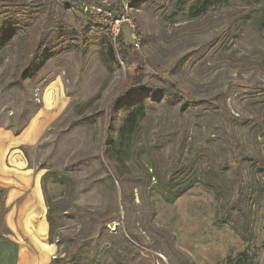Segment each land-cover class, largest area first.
<instances>
[{"label":"rangeland","instance_id":"rangeland-1","mask_svg":"<svg viewBox=\"0 0 264 264\" xmlns=\"http://www.w3.org/2000/svg\"><path fill=\"white\" fill-rule=\"evenodd\" d=\"M118 2L124 5L120 15L109 9ZM193 2L46 0L31 8L0 6L9 19L29 25L32 37L26 63L18 66L31 71L20 86L10 85L15 51L0 52L6 229L0 226V242L7 260L17 256L12 264H47L63 255L62 246L48 242L47 197L58 201L57 232L88 236L87 248L98 254L113 245L112 253L127 254L131 264H225L243 251L254 264H264V30L254 18L259 6L227 0L192 17ZM85 3L102 11L86 13ZM114 19L132 29L146 73L142 83L158 84L151 75L166 76L206 103L181 111L137 89L132 98L143 101L144 112L135 132L119 138L120 110L112 117L113 142L107 145L111 105L136 87L122 61H112L107 52L105 24ZM207 165L221 175L218 191L195 181L172 203L151 187L157 179L147 178L192 177ZM62 207L69 216L60 214ZM109 213L119 220L105 223ZM110 255L102 253L101 261L112 262ZM0 264H6L1 255Z\"/></svg>","mask_w":264,"mask_h":264},{"label":"trees","instance_id":"trees-1","mask_svg":"<svg viewBox=\"0 0 264 264\" xmlns=\"http://www.w3.org/2000/svg\"><path fill=\"white\" fill-rule=\"evenodd\" d=\"M46 0H0L1 5L17 6L22 8H31L41 4ZM227 0H194L189 7L190 16H199L204 14L209 7L226 2ZM242 2H250L258 4L259 8L255 15V21L260 30H264V0H240ZM110 10H116L117 14L124 12V5L117 3L109 7ZM133 34L138 39L141 36V32L137 26V23L133 20ZM109 28L108 24H105ZM127 25L128 29L125 31L124 26ZM132 29L130 26L121 22L119 24V30L117 35L112 39L110 35L109 43L107 44V52L110 59L116 63L119 60L122 61L126 67V71L131 74L132 83L136 86L133 90H129L126 93L120 95L114 103L111 105L109 111V123L105 127V144L109 145L113 142L112 130L113 124L112 117L116 116L118 111H122L123 114L120 118V125L118 128L119 138L129 137L133 134L137 128L138 121L142 117L144 112V104L142 100L133 101V91L139 89L144 98L150 101L156 102L165 100L166 102L178 105L179 110L183 111L190 106H199L206 103L205 100H194L190 96L186 95L181 89L173 82L170 78L162 75H151L152 78L158 83H142L146 73L143 68V58L141 53L136 49V41L131 37ZM32 37L30 35V26L22 24V22L9 19L7 11L0 10V52L5 48L10 47L15 51L16 56V74L10 82L11 86H20L21 81L29 76L30 68L27 65L18 67L20 63H26V48L30 44ZM69 48L68 46L62 47ZM118 55V57L116 56ZM20 70V71H19ZM199 173V171H197ZM155 174V173H154ZM221 175H218L213 167L207 165L200 171V175H185V173L177 174H163V175H147L148 180L151 177L157 179L156 183L151 187L156 189L160 193L162 199L165 202L172 203L176 198L180 197L195 181H199L206 188L214 191H218L219 180ZM63 185H69L67 180L54 176ZM113 183V181H112ZM220 183V182H219ZM66 188V187H65ZM64 198L68 197L64 195ZM47 199V213L46 220L48 223V242L55 243L58 246H62L63 255L59 254L50 260L47 264H131L127 254L117 250L112 253L113 245L110 247H103L100 254L96 252L94 248H87L86 242L87 237H83L82 233L73 235H64L63 233L57 232V228L62 225H58L60 215H56L55 206L58 201H54L51 198ZM5 206V189L0 188V226L5 229L3 221V208ZM65 208L60 209V214H67ZM59 213V211H58ZM65 216V215H64ZM74 215H71V217ZM94 213H91L89 218L94 219ZM88 217H85L87 219ZM119 215H111L105 218V223L114 222L119 220ZM80 224V222H79ZM6 230V229H5ZM116 233L119 232L115 229ZM3 236V232L0 231V238ZM112 236V235H110ZM109 243H111L109 241ZM108 243V244H109ZM102 253L111 254L112 262L106 263L101 261L100 256ZM225 264H254L252 259L246 252H239L236 255L228 256Z\"/></svg>","mask_w":264,"mask_h":264},{"label":"built area","instance_id":"built-area-1","mask_svg":"<svg viewBox=\"0 0 264 264\" xmlns=\"http://www.w3.org/2000/svg\"><path fill=\"white\" fill-rule=\"evenodd\" d=\"M82 9L84 12L86 13H91V14H97L99 12H101L102 8L97 5V4H90V3H85L82 5ZM119 20L114 19V21L109 22V32L110 35L112 36V39H114V37L117 35L118 30H119ZM136 46L138 45L137 43L135 44Z\"/></svg>","mask_w":264,"mask_h":264},{"label":"crops","instance_id":"crops-1","mask_svg":"<svg viewBox=\"0 0 264 264\" xmlns=\"http://www.w3.org/2000/svg\"><path fill=\"white\" fill-rule=\"evenodd\" d=\"M3 246H2V243L0 242V255H1V258L3 257V260L4 262H6V264H12L14 263V259L13 258H17V256H15L14 254L10 256V261L7 260V252L3 253Z\"/></svg>","mask_w":264,"mask_h":264}]
</instances>
